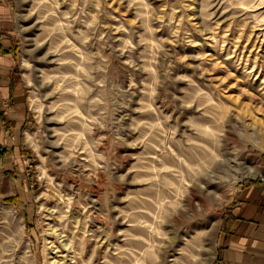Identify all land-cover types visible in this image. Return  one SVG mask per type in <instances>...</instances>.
<instances>
[{
    "label": "rangeland",
    "instance_id": "1",
    "mask_svg": "<svg viewBox=\"0 0 264 264\" xmlns=\"http://www.w3.org/2000/svg\"><path fill=\"white\" fill-rule=\"evenodd\" d=\"M7 57L0 264H213L264 174V0H0Z\"/></svg>",
    "mask_w": 264,
    "mask_h": 264
},
{
    "label": "crops",
    "instance_id": "2",
    "mask_svg": "<svg viewBox=\"0 0 264 264\" xmlns=\"http://www.w3.org/2000/svg\"><path fill=\"white\" fill-rule=\"evenodd\" d=\"M6 60L0 65V171L9 175L25 163L29 114L21 84L12 80V60ZM216 251L213 264H264V180L244 186L223 212Z\"/></svg>",
    "mask_w": 264,
    "mask_h": 264
},
{
    "label": "trees",
    "instance_id": "3",
    "mask_svg": "<svg viewBox=\"0 0 264 264\" xmlns=\"http://www.w3.org/2000/svg\"><path fill=\"white\" fill-rule=\"evenodd\" d=\"M16 199H8L9 202H15Z\"/></svg>",
    "mask_w": 264,
    "mask_h": 264
},
{
    "label": "built area",
    "instance_id": "4",
    "mask_svg": "<svg viewBox=\"0 0 264 264\" xmlns=\"http://www.w3.org/2000/svg\"><path fill=\"white\" fill-rule=\"evenodd\" d=\"M259 179H260V180H264V177L260 176Z\"/></svg>",
    "mask_w": 264,
    "mask_h": 264
}]
</instances>
